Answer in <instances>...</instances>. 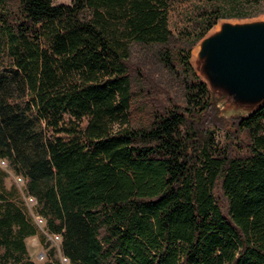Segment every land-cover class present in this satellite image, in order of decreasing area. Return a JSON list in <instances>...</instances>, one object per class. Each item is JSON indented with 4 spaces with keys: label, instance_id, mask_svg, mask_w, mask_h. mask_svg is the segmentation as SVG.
Here are the masks:
<instances>
[{
    "label": "trees",
    "instance_id": "1",
    "mask_svg": "<svg viewBox=\"0 0 264 264\" xmlns=\"http://www.w3.org/2000/svg\"><path fill=\"white\" fill-rule=\"evenodd\" d=\"M258 1L0 0V160L70 264H264V107L222 116L190 61L229 5ZM7 175L0 264H54L26 257L36 227Z\"/></svg>",
    "mask_w": 264,
    "mask_h": 264
},
{
    "label": "water",
    "instance_id": "2",
    "mask_svg": "<svg viewBox=\"0 0 264 264\" xmlns=\"http://www.w3.org/2000/svg\"><path fill=\"white\" fill-rule=\"evenodd\" d=\"M194 70L228 108L264 107V18L218 21L196 43Z\"/></svg>",
    "mask_w": 264,
    "mask_h": 264
},
{
    "label": "rangeland",
    "instance_id": "3",
    "mask_svg": "<svg viewBox=\"0 0 264 264\" xmlns=\"http://www.w3.org/2000/svg\"><path fill=\"white\" fill-rule=\"evenodd\" d=\"M72 0H53L54 4H70ZM226 15L220 18L228 20H246L254 18H264V0L253 2V3H241L233 4L227 7ZM218 21L214 26L218 25ZM188 19L185 14V8L181 7L175 9L169 17V25L173 30H178L187 25ZM196 43L191 46L190 49V61L195 65ZM156 71V76L160 78L164 83L166 89L162 92L161 96L165 104L172 105L174 102L182 103L181 88L177 81L172 80L170 76L160 67L155 65L153 69ZM217 99V104L219 105L220 113L222 116L229 118L234 115L243 114L239 111H233L228 108V103L221 97L214 96ZM232 127H218L213 132L214 140L218 147L225 146L229 139V133H231ZM244 134H240L239 139H244ZM239 139L234 142V148H243L244 141L240 142ZM233 145V144H232ZM241 145V146H240ZM0 167L7 172V176L4 179V189L9 191L11 198L16 201L19 205L23 206L26 213L31 217V222L36 227V232L25 238L26 244V257L34 260L35 262H49L52 261L54 264H70L68 259L63 257L62 251L60 249V237L57 234H50L44 230V220L35 210V200L31 197H26L22 195L21 187L23 186L22 178L15 174L13 171L7 168L4 161L0 160ZM13 187H16L20 191V195H16Z\"/></svg>",
    "mask_w": 264,
    "mask_h": 264
}]
</instances>
